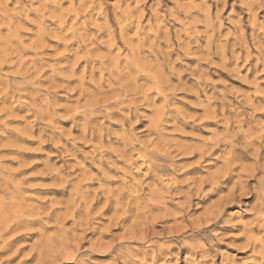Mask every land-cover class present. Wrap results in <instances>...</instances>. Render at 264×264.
I'll use <instances>...</instances> for the list:
<instances>
[{
	"label": "clouds",
	"instance_id": "clouds-1",
	"mask_svg": "<svg viewBox=\"0 0 264 264\" xmlns=\"http://www.w3.org/2000/svg\"><path fill=\"white\" fill-rule=\"evenodd\" d=\"M46 2L55 4L57 0ZM227 2L215 0L217 11L213 15L210 0H172V7L165 6L166 0H151V4L148 0H115L116 18L110 24L105 10L108 0H72L77 17L82 19L68 30L69 40H75L79 47H65L60 52L53 49L52 56L34 48V54L27 56L24 53L31 46L20 33L31 31L24 27L25 22L42 23L29 16L36 0H0V30H8L7 36L0 32V41H17L12 53L15 59L4 61L13 69L5 72L0 65V97L10 96L12 100L10 106H0V123L17 105L27 107L32 118L25 120L21 135L30 136L33 127L39 126L40 135L32 138L41 145H53L57 159H64L65 163L53 171L59 178L58 186L71 191L67 201H52L50 206L33 203L28 177L17 175L25 165L17 161L18 167L13 168L6 161L15 157L0 155V250L8 244L9 229L24 221L29 225L24 231L37 236L33 250H44L37 264H49L50 259L63 264L65 249L72 250L74 264H92L91 251L80 245L85 233L99 229L96 217L100 212L92 203L101 198V211L114 205L117 213L135 218L138 225L133 236L112 237L107 249L110 264H153L150 256L161 245L184 244L198 251L222 242L220 233L207 225L220 219L223 203L214 216L197 217L191 210L192 197H204L206 192L197 190L200 181L182 178L189 165L177 163L181 156L194 153L202 160L219 148L218 159L223 161L217 169L219 175L212 173L203 183L212 178L222 181L230 173L238 176L228 202L241 207L230 212L225 223L242 225L240 234L251 237L246 240L251 251L244 264H264V117L257 116L264 113V90L237 91L223 80H213L210 71L220 68L244 79L239 65L252 58V48L256 49L257 63L264 65V16L257 20L264 0H233L240 11L233 9L224 17L219 5L226 6ZM145 10L150 13L148 22L137 23ZM177 20L182 27L176 29V36L183 35L184 39L174 44L168 29ZM224 20L231 25L227 34L231 42L220 32ZM249 27L251 34H247ZM89 29H95V34L88 35ZM104 31L107 39H97ZM36 35L42 39L49 33ZM100 45L105 46L103 54H99ZM228 47L230 56L226 55ZM237 49L247 55L241 56ZM69 52L75 60L61 64L59 57ZM185 56L195 57L196 64L185 63ZM81 60L85 68L77 72ZM230 60L236 62L235 67H228ZM143 64L151 65L152 71L142 72ZM45 71L49 74L44 75ZM186 76L195 84L190 85ZM247 82L253 86L257 83ZM217 84H224L223 89ZM204 88L211 89L212 95L204 100L198 97L196 106L204 112L192 117L177 104L181 99L178 93L198 95ZM71 91L76 95H69ZM61 96L66 99L61 101ZM215 100L221 101L223 108L214 107ZM146 120L147 127H138ZM189 120L201 126L203 120H214L218 127L211 130V136H197L195 131H184L182 123ZM66 121L71 123L65 126ZM174 133L197 139L186 142ZM246 156L251 160L244 164ZM69 160L74 163L68 164ZM237 162L247 168V175L234 170ZM89 181L99 186L90 188ZM243 198H248L246 203ZM249 212L251 216L246 218ZM68 218L73 223L65 229ZM169 223L181 225L179 232L172 230L171 239ZM10 259L4 257L0 264H8ZM240 259L237 257L233 264H239ZM193 264L200 262L194 260Z\"/></svg>",
	"mask_w": 264,
	"mask_h": 264
},
{
	"label": "rangeland",
	"instance_id": "rangeland-1",
	"mask_svg": "<svg viewBox=\"0 0 264 264\" xmlns=\"http://www.w3.org/2000/svg\"><path fill=\"white\" fill-rule=\"evenodd\" d=\"M115 0H108L106 6V11L109 15V23L114 24L116 13L113 8ZM148 3L151 4V0H148ZM211 3V12L214 15L217 11V5L215 0H210ZM167 7H172V0H166ZM220 8H223L222 16L227 17L230 12H233L235 9L237 12L240 11V6L238 4H233V0H228L227 5H219ZM32 12L29 13L31 19L42 21V23L29 24L25 22L24 27L30 28L31 31L23 32L21 31L20 35L25 39V43L31 47L26 49L24 55L31 56L33 55V49L38 48L49 56H52L53 49L57 52L63 51L65 47L69 50H74L78 48L79 45L75 40H69L71 33L69 29L74 27V23H78L79 19L76 15V9L72 3V0H57L55 4L47 3L46 0H36V3L32 5ZM150 13L145 10L144 17L142 20H138L137 23L143 24L148 22V17ZM264 16V10H261V13H258L257 20L261 19ZM245 19H247V14L244 13ZM182 19V18H181ZM182 27L180 20L174 21L172 27L168 29L170 33V38L174 44H179L180 40L184 39L183 35L177 37L176 29ZM231 28V25L228 23V20L223 21V26L220 28L229 42H231V37L228 36V30ZM7 28L0 30L5 36H7ZM49 33V35L44 36L42 39H38L36 33L39 32ZM251 27L248 28L247 34H251ZM95 29H89L88 35L95 34ZM68 33L66 37L64 34ZM134 29L130 31L129 35H133ZM97 39H107V32H100ZM206 42V41H205ZM17 41H0V65H3L4 71L9 72L13 69L12 64H5L4 61H11L15 59L12 55L13 50L16 48ZM45 45H51V48L45 47ZM131 47V45H127ZM99 54H103L105 51V46H99ZM237 52L241 56H246L247 53L241 52L237 49ZM253 56L251 59L246 61L242 60L240 62V76L244 79L234 78L228 71L220 68H212L210 71L213 73V80H223L231 88L236 89L237 91H247V92H256L258 90H264V65H260L256 61V49L252 48ZM226 55H231V48L228 47L226 50ZM173 58H175V52L173 53ZM185 63H190L192 65L196 64L195 57L185 56ZM75 60V56L71 55L69 52L65 56L59 57V62L61 64L71 62ZM207 67V65H204ZM236 62L230 60L228 67H235ZM85 68V62L80 61L76 65V71H82ZM141 70L144 73H149L152 71V67L149 64H143ZM259 70V71H258ZM50 71V70H49ZM49 71H45L44 75H48ZM187 82L190 85L195 84V81L190 77H185ZM247 81H256L257 83L253 86L252 83ZM74 83V81L72 82ZM217 88L223 89L224 84H217ZM58 91L63 92V88H58ZM71 96H75L76 93L71 91L69 93ZM178 95L181 99L177 100V104L184 109L185 112H188L192 117H200L203 115L204 109L196 106L197 99L204 100L206 95H212L211 89L204 88L199 90L198 95L188 92H180ZM219 95V93H217ZM61 101H64L66 98L61 96ZM235 99L234 97L232 98ZM257 99H261L257 97ZM12 103L11 97H0V106L7 107ZM213 106L218 110L223 108V103L219 100L213 101ZM148 111V110H145ZM151 113L149 112V115ZM0 115H2V110H0ZM258 117H264V113H257ZM24 117V119H20ZM32 117L29 115V110L27 107L17 105L15 108H12L11 113L4 117L3 123H0V132L3 134L0 135V155L6 157H15L13 160H8V163L13 168L18 167L17 161L22 162L25 166L20 167L19 175L28 177L29 183L33 186L29 191L32 194V202L38 205H51L52 201H67L71 191L67 186L60 187L58 186L60 181L53 171L54 168L60 167L65 163L63 158L57 159L55 155L56 149L51 144L41 145L39 140L33 139L32 137H37L40 135V128L38 125L34 126L31 132V135H21L20 129L24 128L25 120H30ZM5 123L7 127H5ZM65 126L71 123V121L64 122ZM149 121H144L138 127H147ZM169 128L168 131L171 132V123L172 119L169 118ZM201 124L193 125L192 121L189 120L186 123H182V127L185 132L197 133V136H211L213 129H216L218 125L214 120H203ZM78 134V133H75ZM174 135L180 139L185 140L186 142H195L197 136H181L180 133H174ZM259 143V141H257ZM85 148V151L88 150L87 146H82ZM259 150V149H257ZM243 151L242 149L240 150ZM264 154V153H262ZM220 149L217 148L213 150L211 155L205 156L202 160L199 156V153H194L192 155L181 156L177 161L178 164L189 165L185 168L184 172L181 173V177L189 180L200 181L197 184L198 191L206 192L204 197H192V212L197 217H204L208 219L209 217L214 216L220 209L221 204L224 205V212L221 214L220 219L215 224H208L207 227L211 228L213 231L220 233L222 236V242H217L216 244L211 245L209 248L194 251L190 246L184 244H167L161 245L155 251V254L150 256V259L153 261V264H193V261H199L200 264H203L205 260L208 261V264H212V261H215V264H233V261L237 257L242 259L239 260V264H244V260L248 259L251 249L246 246V240L251 237H244L240 233L243 231L242 225H236L235 227L231 224L225 223V220L228 217V214L233 211L239 210L241 205H235L229 203L230 200L229 193L232 187L238 179L237 175L228 174L224 176L222 181L217 182L215 178H212L209 183H203L204 179H207L210 174L216 173L217 169L223 164V161L219 160ZM81 159V157H78ZM251 160V156H246L243 159V163L247 164ZM198 161V162H197ZM74 161L69 160L68 164H72ZM86 167L92 168V171L95 172L97 169L91 165ZM234 170L239 175H247V168L241 167V163L237 162L234 165ZM255 181H249V183H254ZM215 185V187H213ZM88 186L90 188L98 187L95 181H89ZM37 198H40L39 200ZM245 203L248 198H243ZM104 203L103 198L100 201H93L92 208L97 212H100V215L96 217L99 221V229H93L84 234L83 244L81 247L91 251L92 264H110L109 261V251L108 245L112 241L113 236H124L125 234L133 236L137 232V222L135 218H127L121 216L116 212L115 206L109 204L107 207H104L101 211V206ZM57 211V209H53ZM251 213H245L246 218H250ZM155 219V217H153ZM73 221L71 218L65 220L64 227L68 229L71 227ZM29 225L24 221L17 222L16 225H13L8 232V244L4 249L0 250V262L3 261L4 257H10L8 264H37V261L44 254V250L39 251L33 250V245L36 242L37 236L36 233L24 231V228ZM169 239L172 238V230L175 229L179 232L181 227L180 224L169 223ZM255 235H259L258 231L254 232ZM2 242V241H0ZM75 246V245H74ZM73 252L71 249H65L63 251L62 260L63 264H74L72 260ZM49 264H55L54 259H50Z\"/></svg>",
	"mask_w": 264,
	"mask_h": 264
},
{
	"label": "bare ground",
	"instance_id": "bare-ground-1",
	"mask_svg": "<svg viewBox=\"0 0 264 264\" xmlns=\"http://www.w3.org/2000/svg\"><path fill=\"white\" fill-rule=\"evenodd\" d=\"M10 229H11V228H10ZM10 229H9V230H10Z\"/></svg>",
	"mask_w": 264,
	"mask_h": 264
}]
</instances>
